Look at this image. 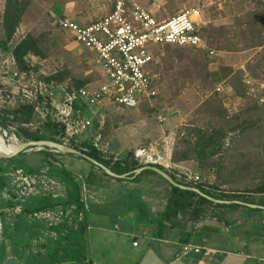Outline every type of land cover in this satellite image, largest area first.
Instances as JSON below:
<instances>
[{
	"label": "trees",
	"instance_id": "16d2710c",
	"mask_svg": "<svg viewBox=\"0 0 264 264\" xmlns=\"http://www.w3.org/2000/svg\"><path fill=\"white\" fill-rule=\"evenodd\" d=\"M236 2V7L242 5L238 0ZM238 1V2H237ZM241 3V4H240ZM0 6V21L3 25L5 38L0 41V60L5 56L12 57L17 63V69L20 71L31 72L38 81H43L48 86L65 87L68 90H75L82 87H87L89 85L93 86L89 80H75L71 77L69 70L57 71L52 73H43L39 64L36 63V59L40 58L41 60L45 58V53L43 51V42L47 37V34H42L38 37H34L30 34L23 37L19 41H14L19 26L22 23L23 17L28 11L31 0H8L2 2ZM115 2L113 3L114 7ZM243 6V5H242ZM244 7V6H243ZM197 8V7H192ZM238 11L243 12V8H236ZM243 14V13H242ZM251 16V17H250ZM250 17V18H249ZM159 18V17H157ZM158 20H161L160 18ZM237 27H239L238 32L243 37V45L238 43H225L224 47H221L220 39L227 37L224 33V27H219L218 30L214 26H210L209 30L205 27L199 28V35L205 40L207 45H215L218 48V51L226 52H242L250 49H259L264 47V25L260 27L261 22L264 23V13H255L238 19ZM219 45V46H218ZM211 47V46H209ZM182 48V47H181ZM216 50V49H215ZM195 52V50H192ZM165 52L170 53L167 55L163 61H166L167 64L170 63L171 67L169 69H176V65H179V72L174 74V76H168L170 84L166 82L162 75L159 76V79L156 83L155 75L160 71L157 69L156 72L151 70L149 76L151 77L152 82H155L159 93L161 89L163 92H170L171 90L175 91L173 94L176 96L182 94L186 89H192L196 85V82L200 79V84L202 87L195 89V91H205L213 90V95L205 100L200 109L197 110L195 116L200 118L203 123L202 127H195L192 130L186 132L183 135L185 126H182L179 129V135L176 140L175 148L173 149L172 162L174 164H182L190 160H209L215 155L222 151V146L224 145L225 140L229 137L231 133L236 131H241V133L246 130L255 129L260 123L256 114L249 115L250 108L245 111L237 112L231 114L228 108L221 100L219 93L215 91L216 86L222 82V74L220 70L216 68L215 63L210 62V55L208 52L203 51L205 57L202 62L198 61L197 54H189V64H184L181 61V58L175 57L174 55L179 53V51H170L165 49ZM213 67H215V70ZM264 67V54L262 60L256 62L254 65H249L248 70L251 71L252 76L257 78V69ZM168 72V71H167ZM168 75V74H167ZM226 80L228 86L234 89L233 92H236L235 95L244 97L242 90L243 85L240 83V80L237 75H233V78H228ZM155 79V80H154ZM167 79V80H168ZM196 81V82H195ZM169 85V86H168ZM158 93V94H159ZM199 101V97L195 96ZM159 99V104L164 101L163 96L155 97L154 99ZM173 103V102H172ZM144 107V112L148 115H154L156 112L155 108L150 105L149 101H144L142 104ZM254 110V109H253ZM0 126L11 132H14L21 144L28 142H39V141H51L58 144H63L62 135L64 133V128L54 122L50 117L45 120H40L39 115L35 112V107L32 104H19L16 108H4L0 109ZM100 126L95 125L93 135L98 132ZM187 135V136H186ZM0 146L6 147L2 142ZM69 147L75 150H78L90 157L91 159L97 161L99 164L108 168L112 173L123 176L127 175L128 178L125 180L118 181H129V182H139L146 175H157L151 170L142 172L140 175L134 177V172L143 167H156L160 170L166 172L173 180L182 186L198 189L205 196L215 199L222 202H242L250 205L260 206L264 208V179L261 180L260 184L254 185L253 189L250 191H236L229 192L227 190H222L224 182H217L214 184H207L205 182H194L184 178V176L178 177L175 172H168L162 166H153L145 165L140 163L135 159L134 153H127L120 158H116V153L109 151L108 153H103L93 147L92 142L88 140H79L72 141L69 144ZM11 148V147H10ZM33 149V148H30ZM39 153L43 156V168L50 169V175L54 177H60L64 183V198L63 206L68 209L70 206H75V218L77 215H80V212L84 211V202L82 198V184L85 183L88 188H92L98 185V178L96 171L101 172L104 176H108L104 171L98 168L96 165L92 164V171L82 172V179L74 176L64 167L61 166L59 158L62 156L69 157H78L75 155H63L60 153L53 152L49 148H43ZM23 155L22 153L17 157ZM17 157L12 159H3L0 158V196L6 190L11 191V178L10 173L17 169H24L27 172L38 173L41 169L33 170L26 169L19 166H15V160ZM80 158V157H78ZM81 160L83 158H80ZM97 169V170H96ZM57 173H56V172ZM260 176L264 178V173H261ZM171 192L168 197V204L164 214L165 219L176 218L179 215H187L192 218L197 217H209L213 216V209L222 211V218L226 216V211H238L242 205L233 203V204H219L214 203L213 201L205 198L195 192L182 190L177 187L171 186ZM11 199L9 200H0V217L3 221H13L17 223V228H21L22 224H25L29 227L31 223L35 224L38 221L32 218L33 213L37 211L52 210L55 209L59 204L56 202L51 195H39L36 197L38 200V206L34 209L24 208V202L16 200V195L11 191ZM17 205L23 206V212L20 215H14L8 213L7 210L13 209ZM27 206V204H26ZM226 210V211H225ZM252 212H260L259 209H249ZM225 215V216H224ZM75 219V220H76ZM69 219H64L63 225L59 227H50L45 223V227L48 228L51 232L64 228ZM19 222V223H18ZM16 227V224H15ZM84 224L80 226L78 232L74 231V235L62 237L58 234L59 241L57 242L58 247L64 251V256H54L51 255V258L55 261H60V264L69 262L70 260H75L80 262L85 260L87 257L86 245L83 240L84 235ZM72 246V247H71ZM70 251V252H69Z\"/></svg>",
	"mask_w": 264,
	"mask_h": 264
},
{
	"label": "rangeland",
	"instance_id": "374dc122",
	"mask_svg": "<svg viewBox=\"0 0 264 264\" xmlns=\"http://www.w3.org/2000/svg\"><path fill=\"white\" fill-rule=\"evenodd\" d=\"M115 1L64 0L63 2H59V0H31V5L23 17L14 41H19L28 34L38 37L46 33L47 37L42 45L45 58L42 60L40 58L36 59V63L39 64L43 73L69 70L71 77L75 80L87 79L94 87L106 85L110 79L101 68L96 66L95 53L86 49L81 43H78L73 33L69 31H65L67 32L65 35L72 41L69 42L70 48L66 46L63 37L58 35L60 29L55 26V19L51 18V14L66 13L69 15L73 12H87L89 15L86 20L80 18L77 21L79 26L85 27L96 18L102 17L104 12H109ZM157 1L160 8H158V5L149 2V0H131V2L139 4L148 12H152L154 5L158 14L154 15V17H159L160 19H170L172 18V13L178 14L181 9L192 7L201 9L202 13L204 11L209 13V17H206V28L209 30L210 26H214L217 30L219 27H224L225 29L224 33L227 37L220 39L221 47H224L225 43L229 42H239L241 44L239 47H242L243 37L238 32V19L243 20V17L245 18L257 12L260 14L264 13V0H238L244 6H239L244 9L241 14L239 13L240 10L236 9L239 7H235L236 2L234 0ZM204 22L202 21V23ZM263 25L264 23L261 22L260 27ZM4 38L5 32L0 21V41L4 40ZM209 46L213 50L216 49L215 51L218 53L217 57H210V62L216 64V68L220 70L223 76L222 82L215 88V91L220 94L222 102L231 114L250 108L249 115L256 114L260 123L255 129L246 130L243 133L240 130L231 133L225 140L222 151L213 158L184 162L187 168L184 170L171 165L169 170L175 172V174L176 172L177 174L179 172L185 173L184 178H186V173L200 176L203 178V182L207 184H214L216 181L219 183L224 182L221 189L229 192L250 191L254 185L260 184L261 180L264 179L260 176L261 173H264V67L257 69V78L252 76L248 67L262 60L264 47L242 52H226L218 51V48L213 44ZM151 47V54L155 60L145 67V72L150 74L153 69V72L157 74L158 72L156 71L158 69L161 73L159 72L157 75L163 74L162 77L164 79L165 77L168 79V76L172 77L174 74L176 75L180 69L179 65H176V69H169L171 67L170 63L167 64L163 59L171 54L165 52V49L179 51L174 56L181 58V61L186 65L189 64V54L191 53L197 54L198 61L200 62L205 57L202 50L195 48H181L176 45H153ZM147 49L149 50L150 46ZM192 50H195V52ZM213 68L215 69V67ZM233 75H237L240 83L243 85L244 97L235 95L234 89L228 86L226 78L227 76H229V79L233 78ZM167 79L166 82L170 84L169 79ZM200 82L201 80L199 79L196 85H193L195 86L194 88L186 89L178 96L173 94L175 89H170V92L166 91V94L161 89L158 96H163L165 99L161 104H159L158 98L150 102V105L156 110L154 115L151 116L144 112L142 105L138 108L130 109L107 102L101 110L98 120H95L98 126H100L99 128H101L100 132L103 135V144L107 146L108 151L123 156L130 152L134 153L136 149L151 143H158L163 144L164 147L157 148V151L167 157L170 156L171 152L173 154L176 140L179 139L178 132L182 126L186 127L183 131V135H185L188 130L190 132L193 128L202 127L203 125L200 118L195 116V114L205 100L213 95L214 89L202 92L200 90L198 92L195 91V89L202 87ZM220 85L222 91L218 92L217 88H220ZM93 86L89 85L87 87ZM14 91L18 94L16 88H14ZM195 96H198L200 100L198 101ZM18 106L19 104L15 103L11 108H17ZM159 115L164 118L163 123H159ZM170 134L172 136L174 134V145L166 146L163 143V139ZM12 141L7 142V145H10L11 148L0 147L6 152H12L21 144L20 142L19 144L14 143V139ZM170 149H172L171 152ZM40 150L42 149L33 148L23 152V155L16 158L15 166L33 170L43 168V156L39 153ZM71 158L80 161L90 168L93 166L85 159L81 160L78 157ZM59 162L67 170L71 169L69 163L65 160H59ZM77 176L74 178L76 179ZM58 178L60 179V177ZM27 201L24 202V205Z\"/></svg>",
	"mask_w": 264,
	"mask_h": 264
},
{
	"label": "crops",
	"instance_id": "0c3cea01",
	"mask_svg": "<svg viewBox=\"0 0 264 264\" xmlns=\"http://www.w3.org/2000/svg\"><path fill=\"white\" fill-rule=\"evenodd\" d=\"M149 2L160 8L157 0ZM110 11L104 12L102 17L88 25L101 20ZM149 13L158 15L154 5ZM88 15L83 11L69 15L54 13L51 18H65L78 24L80 18L86 20ZM176 15L171 14L172 17ZM206 17H209V13L204 11L201 20L205 21L202 23L205 28ZM59 31L58 35L63 37L69 47L72 40L65 35L67 32ZM155 79L157 83L159 76L155 75ZM153 83V87L159 91L156 83ZM151 144L157 145L156 148L164 147L163 144ZM169 158L162 165L168 172L171 171V165L187 169L184 163L172 162V152ZM59 160L69 163L71 169L68 171L74 177H81L83 171H92L89 166L69 156H62ZM96 173L98 185L88 188L92 198L84 204V211L76 219V207L70 206L75 207L69 218H66L70 221H67V226L58 230V234L67 237L74 235V231L78 232L84 224L83 240L87 257L80 262L70 260L62 264H264V209L252 212L249 209L255 208L249 207L250 204L228 202L225 204L237 203L243 208L235 212L225 210L224 219L221 216L222 211L215 209L213 216L209 217L192 218L179 215L165 219L163 216L171 187L161 176L146 175L139 182H121L113 177L108 178L99 171ZM184 174L179 172L177 176L182 178ZM54 178L64 185L61 179ZM201 179L203 182V178ZM63 198L64 196L55 200L61 204L55 209H65ZM27 200L24 208L34 209L38 206L36 197ZM0 220L3 224L0 235V264L8 261L15 264H60L51 255L61 257L65 253L58 247V234L46 228V222L31 223L29 227L24 222L21 228H17V223L8 221L9 219L5 222L0 217ZM63 222L64 220L57 227L62 226ZM186 245L201 248V253L184 255L182 250Z\"/></svg>",
	"mask_w": 264,
	"mask_h": 264
},
{
	"label": "built area",
	"instance_id": "2783aa9c",
	"mask_svg": "<svg viewBox=\"0 0 264 264\" xmlns=\"http://www.w3.org/2000/svg\"><path fill=\"white\" fill-rule=\"evenodd\" d=\"M53 18L56 27L72 32L78 43L95 53V64L106 73L109 83L75 90L48 86L43 81H38L31 72L18 70L15 60L5 56L0 60V109L12 107L15 103L32 104L40 120L50 117L64 128L62 142L68 147L72 141L88 140L100 152L108 153L107 146L103 144L101 128L93 135L95 123L106 103L133 109L144 101L151 102L157 97L158 91L153 87L154 83L148 72H145V67L155 60L151 54V46L176 45L206 51L211 57L218 55L199 35V28L203 26L202 10L199 8H185L170 19L158 20L131 0H116L109 14L86 27L69 19ZM14 88L18 90V94ZM217 91L221 92V89L217 88ZM158 120L163 123L164 118L159 115ZM173 137L174 134L165 137L164 145H173ZM13 139L14 143L19 144L14 132L0 126V143L10 148L7 142H13ZM156 146L150 144L136 149L135 159L145 165L166 164L169 156L160 154ZM120 157L119 154L116 155V158ZM9 175L10 189L16 195V200L21 202L42 194H49L54 200L64 196V185L50 175L47 167L38 173L17 169ZM186 178L202 182L199 176L186 174ZM79 179L81 181L82 177ZM11 191H4L0 200L11 199ZM82 198L85 205L92 198L85 183L82 184ZM74 209L75 207H59L55 210L38 211L33 213L32 218L46 222L50 227L57 226L69 218ZM7 212L20 215L23 206L17 205ZM2 232L3 224L0 220V235ZM182 252L184 255L200 254L201 248L186 245Z\"/></svg>",
	"mask_w": 264,
	"mask_h": 264
},
{
	"label": "water",
	"instance_id": "95a60500",
	"mask_svg": "<svg viewBox=\"0 0 264 264\" xmlns=\"http://www.w3.org/2000/svg\"><path fill=\"white\" fill-rule=\"evenodd\" d=\"M30 148H40V149L41 148H49L53 152L60 153V154H63V155H75V156L83 158V159L87 160L88 162L96 165L98 168L102 169L104 171V173H106L110 177H113V178H116V179H126V178H128L127 175L118 176V175L112 173L108 168H106L105 166L99 164L97 161L91 159L90 157L86 156L85 154H83L82 152H80L78 150H75V149H72V148H70L68 146H65L63 144H58V143H54V142H51V141H39V142L23 143V144H20L18 147H16L12 152H6L5 150L0 149V158L12 159L14 157H17L21 153L27 151ZM147 170H151V171L155 172L157 175H159L163 179H165L171 186L177 187V188L182 189V190L195 192V193H197V194H199V195H201V196H203L205 198H208L209 200H211L213 202L228 203V202H222V201H218V200H215V199H211V198L205 196L204 194H202L198 189L179 185L166 172H164V171H162V170H160L159 168H156V167H143L141 169L136 170L134 172L133 179L135 177H137L138 175H140L142 172L147 171ZM249 207L255 208V209H264L263 207L255 206V205H249ZM6 264H15V262L8 261Z\"/></svg>",
	"mask_w": 264,
	"mask_h": 264
},
{
	"label": "bare ground",
	"instance_id": "6f19581e",
	"mask_svg": "<svg viewBox=\"0 0 264 264\" xmlns=\"http://www.w3.org/2000/svg\"><path fill=\"white\" fill-rule=\"evenodd\" d=\"M0 149H2L1 147H0ZM3 150V149H2ZM36 155V154H35Z\"/></svg>",
	"mask_w": 264,
	"mask_h": 264
}]
</instances>
